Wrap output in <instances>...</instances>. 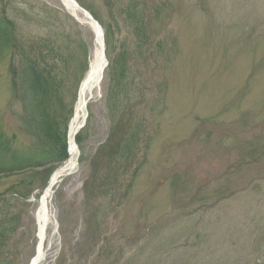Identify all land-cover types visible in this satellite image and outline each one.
<instances>
[{"label": "rangeland", "instance_id": "1", "mask_svg": "<svg viewBox=\"0 0 264 264\" xmlns=\"http://www.w3.org/2000/svg\"><path fill=\"white\" fill-rule=\"evenodd\" d=\"M74 2L102 28L108 66L86 96L76 165L50 195L57 234L49 225L41 264H264V0ZM0 16L26 51L49 41L63 58L69 151L96 34L62 0H0ZM17 61H0V126L34 149L11 87ZM60 168L0 175V226L17 217L0 264L31 263Z\"/></svg>", "mask_w": 264, "mask_h": 264}, {"label": "trees", "instance_id": "2", "mask_svg": "<svg viewBox=\"0 0 264 264\" xmlns=\"http://www.w3.org/2000/svg\"><path fill=\"white\" fill-rule=\"evenodd\" d=\"M110 41L111 35L106 32L105 44L108 49ZM24 48L18 40L15 25L7 17L0 16V61L8 55L12 61L18 60L10 68L11 87L23 107L21 118L24 130L36 140L34 149H20L15 147L16 137L9 138L0 126V175L48 165L59 166L69 157L68 127L65 123L61 129L60 122L64 120L59 115L64 99L61 95L64 60L49 41L39 45L36 55L32 48L29 51ZM125 60L123 56L116 62L121 77L126 74ZM76 141L79 143V139ZM4 195H0V198H4ZM16 218L12 217L9 224L0 226V249L7 245L10 236L15 235Z\"/></svg>", "mask_w": 264, "mask_h": 264}, {"label": "bare ground", "instance_id": "3", "mask_svg": "<svg viewBox=\"0 0 264 264\" xmlns=\"http://www.w3.org/2000/svg\"><path fill=\"white\" fill-rule=\"evenodd\" d=\"M74 1V0H73ZM64 5L67 7L69 12L77 17V13L81 12L70 0H62ZM96 44L97 49L94 53V57L90 64V70L88 72V75L83 82L80 90V96H79V102L76 107L75 111V117L71 123L70 127V151H69V159L65 163V166L59 169L54 173L52 176L49 186L47 187L45 194L43 195L41 199V205L37 212V222H38V247H37V253L34 256V258L31 260L32 264H41L44 260V244L46 241V232L49 225L54 226L52 237H55L57 234V228L54 221V218L52 216L51 210L49 208V199L50 195L55 188V186L58 184L60 178L67 172H70L73 170V168L76 165L77 158H78V149L75 146L74 138L79 130L78 121L80 118L84 116L85 108H86V96L90 94L98 85L100 84L101 77L103 78L104 72H105V59L102 56V38L100 33H97L96 36Z\"/></svg>", "mask_w": 264, "mask_h": 264}, {"label": "water", "instance_id": "4", "mask_svg": "<svg viewBox=\"0 0 264 264\" xmlns=\"http://www.w3.org/2000/svg\"><path fill=\"white\" fill-rule=\"evenodd\" d=\"M70 1L72 3H74V5L83 12L85 18L87 19V23L91 26V28L93 29V31L96 34V36H97V33H100L101 38H102V56H103V58H105V48H104V40H103V31H102V28L100 27V25L98 24V22H96L93 19V17L88 12H86L82 8H80L76 4V2H74L73 0H70ZM105 64H106L105 67H107L108 66V62L106 61V59H105Z\"/></svg>", "mask_w": 264, "mask_h": 264}]
</instances>
